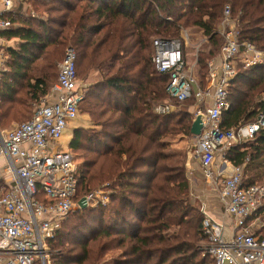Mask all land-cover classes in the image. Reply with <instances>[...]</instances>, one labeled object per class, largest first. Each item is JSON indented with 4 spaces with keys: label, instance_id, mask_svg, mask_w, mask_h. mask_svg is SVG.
Segmentation results:
<instances>
[{
    "label": "trees",
    "instance_id": "16d2710c",
    "mask_svg": "<svg viewBox=\"0 0 264 264\" xmlns=\"http://www.w3.org/2000/svg\"><path fill=\"white\" fill-rule=\"evenodd\" d=\"M28 1L48 18L13 12V25L0 32L17 40L0 79V127L28 118L29 103L50 93L71 43L78 78V68L84 79L93 71L100 75L79 106L92 126L88 132L76 130L69 144L78 164L77 199L101 188L110 192L112 203L110 215L102 206L71 212L49 241L57 248L51 264H101L115 250L120 251L115 264H215L201 255L204 214L188 202L186 166L169 148V137H193L194 112L190 106L155 110L179 103L167 91L170 74L155 68L153 40L181 37L182 27L198 28L209 37L200 56L205 71L224 43L216 28L227 4L235 18L240 15V40L264 49V0ZM263 93L264 63L241 68L222 126L229 129L264 114ZM225 157L235 165L248 159L244 183L264 185V129Z\"/></svg>",
    "mask_w": 264,
    "mask_h": 264
},
{
    "label": "built area",
    "instance_id": "2783aa9c",
    "mask_svg": "<svg viewBox=\"0 0 264 264\" xmlns=\"http://www.w3.org/2000/svg\"><path fill=\"white\" fill-rule=\"evenodd\" d=\"M13 6L14 0H0V32L13 25ZM239 16L225 5L216 30L224 39L221 63L216 67L209 62L205 83L197 75L198 61L188 59L183 38H155L153 63L158 72L170 74L167 91L179 104L192 98L201 104L195 118L203 117V128L193 136L194 154L216 188L225 215L234 220L233 234L227 237L225 225L204 214L201 255L215 264H264V185L244 183L248 159L235 165L225 157L231 147L264 129L263 113L250 123L222 126L223 113L230 107L229 90L240 69L264 63V49L240 40ZM3 38L0 35V79L5 71ZM76 62V50L68 47L57 82L40 99L31 119L10 130L0 127V264H51L49 241L64 219L75 210L110 203V192L101 188L77 199L78 164L69 147L58 148L65 130L78 118L86 93L79 85ZM176 105L159 104L155 110L169 113ZM218 154L226 165L221 169L214 168Z\"/></svg>",
    "mask_w": 264,
    "mask_h": 264
},
{
    "label": "rangeland",
    "instance_id": "374dc122",
    "mask_svg": "<svg viewBox=\"0 0 264 264\" xmlns=\"http://www.w3.org/2000/svg\"><path fill=\"white\" fill-rule=\"evenodd\" d=\"M13 10L15 13L19 14L17 16H21L23 18H29V17H36L37 19L44 18L47 19L48 16L47 15H43L40 12L37 13L35 11L34 6L32 5V3H30L28 0H14V6H13ZM17 26V25H16ZM218 28V27H217ZM216 28V29H217ZM189 35V37L187 36V34ZM180 35L181 37H172V38H183L186 41V46H185V51L186 54L188 56V59L190 61H198L197 64V75L199 76V79L202 80L205 83V79L207 76V71H208V65H207V69H205V71L203 70V68L201 67L200 64V56L201 54L207 50V48H209V37L204 35L202 33V31H200L198 28L195 27H191V28H187V27H182L181 31H180ZM207 37V41L202 42V40ZM201 47H200V51L198 52V54L196 53V49L198 47V44L201 43ZM15 45H17V40L16 39H11L8 40L6 38H3L2 41V46H3V57H4V69L8 70L9 66H8V59H9V52L8 49L10 47H14ZM73 45L70 43H68V45L65 48V52L67 50L68 47H72ZM220 53L218 55H215L213 57H211L208 60V64L210 61L214 62V65L216 67L220 66L221 60H220ZM60 65V63H59ZM58 65V67H59ZM59 70V68H58ZM79 70V85L80 87L83 89V93H85V89H87L90 85L93 84V82H95V80L99 79V73L97 71H93L90 76H88L87 79H84L83 75H80V69ZM205 73V74H204ZM101 78V77H100ZM85 87V88H84ZM259 100H264V93L261 95ZM40 100H33L31 101L29 104L31 106L30 109V116L26 119H19V118H15L10 120L7 124H5L3 126L4 129L10 130L12 128H14L16 125L28 121L31 119L32 115L34 114L38 104H39ZM168 103H174L173 101L168 102ZM195 105H200L198 104V102H196V100H187L186 102L182 103V104H178L175 106L176 110L178 111L179 109H187V107L189 106H195ZM195 115V114H194ZM92 126V122H91V118L89 116L88 113H85L83 111V108L79 114V118H77L76 120L72 121L70 126L65 130L63 136L61 137V139L59 140V144H58V148H60L59 146H61V148H67L70 147V144L74 138L75 135V131L78 129H81L83 132V129L85 128V130L88 132L90 130ZM171 139L170 141V152L175 154L176 156H178L179 160L184 161V164L188 163V160H192L193 161V165L195 166L196 169V174L193 173V177L191 178V182L189 180V192H188V202L193 205L194 207H196L197 209L201 210V206H202V202L195 198V192H194V186L196 187V192H206L207 194H214L213 190V185L206 179L205 175L203 174L204 171L202 170L200 163L198 160H196L193 156H194V150H195V139L194 137H190V136H185V135H177L174 138L169 137ZM79 161V160H78ZM80 162V161H79ZM224 160L222 158V155L220 154L217 158V161L214 165V167L216 169H221L223 166ZM186 174V173H185ZM198 174V175H197ZM99 188L93 190V191H97ZM92 191V192H93ZM193 193V195H192ZM98 206H102V205H98ZM112 206V203L110 202L107 206H102L106 208L107 214L110 215V207ZM97 207V206H94ZM93 220V219H92ZM205 241H200L199 244L202 247V245H204ZM51 249V257L52 254H55L57 251V248H53L52 246H50ZM117 257H120V251H111L108 252L107 254H105L103 260L101 261V264H115V260Z\"/></svg>",
    "mask_w": 264,
    "mask_h": 264
},
{
    "label": "crops",
    "instance_id": "0c3cea01",
    "mask_svg": "<svg viewBox=\"0 0 264 264\" xmlns=\"http://www.w3.org/2000/svg\"><path fill=\"white\" fill-rule=\"evenodd\" d=\"M198 108L199 107L197 105L190 106V109H191V111L194 112V114H195V112H197ZM179 110H183V109H179ZM194 119H195V115H194L193 120ZM219 155L220 154H218V156ZM218 156H217V158H218ZM193 157L196 160L199 161V159L195 156V154H194ZM217 158H216V160L214 162V165H215V163L217 161ZM199 163H200V161H199ZM229 163L232 164L231 161ZM193 164L194 163H193V161L191 159L188 160V163L185 164V166H186V175H187L188 179L190 180V182L192 180L191 178L193 177V173L196 174V169H195V166ZM200 166H201L202 170L204 171V168L202 167L201 163H200ZM223 166L226 167V165H224V164H223ZM203 174L205 175V173H203ZM213 188H214V190H213L214 194L210 195V194H207L206 192H201V193L200 192H196L195 191L196 187L194 186V192H195V195H196L195 198L199 199L202 202L201 203L202 204L201 211L203 212V214H206L209 217L213 218L216 222L223 223L225 225L224 226L225 235L227 237H230L233 234L234 220L231 217L225 215L224 210H223V206H222V202H221V200L219 198L218 192H217V190H216V188L214 186H213ZM192 195H193V193H192Z\"/></svg>",
    "mask_w": 264,
    "mask_h": 264
},
{
    "label": "water",
    "instance_id": "95a60500",
    "mask_svg": "<svg viewBox=\"0 0 264 264\" xmlns=\"http://www.w3.org/2000/svg\"><path fill=\"white\" fill-rule=\"evenodd\" d=\"M203 128V117L201 115H198L194 120L191 127V134L193 136H197L201 133ZM80 206L83 208L84 205V199L80 201Z\"/></svg>",
    "mask_w": 264,
    "mask_h": 264
}]
</instances>
